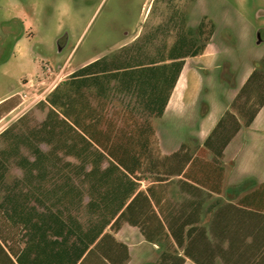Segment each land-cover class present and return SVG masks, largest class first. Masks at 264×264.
Segmentation results:
<instances>
[{"label":"trees","instance_id":"16d2710c","mask_svg":"<svg viewBox=\"0 0 264 264\" xmlns=\"http://www.w3.org/2000/svg\"><path fill=\"white\" fill-rule=\"evenodd\" d=\"M178 42L179 46L185 44L183 39ZM203 49L204 45L190 54H169L167 59L147 63L137 61L130 53L103 56L83 65L49 92L45 98L49 111L39 128L48 134L57 133L62 152L79 162L72 167L77 181L66 178L56 183L50 195L40 189L39 211L30 208L29 215L11 221L12 226H19L15 234L18 240L25 236L27 241L44 242L50 264H76L107 239L112 246L126 249L105 230L115 232L127 223L138 227L148 242L167 243L158 264H183L184 258L195 264H214L218 248L202 247L205 229L197 226L205 200L201 190L208 194L221 192L224 167L220 159L238 125L226 112L202 148L184 150L182 145L169 155L159 152L153 128V120L163 114L183 59ZM262 60V68L248 78L257 83L259 104L246 124L264 103V56ZM244 89L245 86L238 96ZM10 100L0 103V112L15 106L16 103L9 105ZM50 142L46 141L48 145ZM52 151L34 149L31 165L43 166L51 161ZM208 153L210 160L205 159ZM103 161L107 166L102 168ZM87 165L89 170L85 169ZM141 176L151 183L145 190L139 189V182L144 179ZM175 176L194 184L182 179L175 182L178 190H185L191 198L174 204L163 201L161 205L162 199L154 193L163 190V182ZM166 204L168 209L158 217L153 205L161 213ZM225 208L234 209L235 220L249 218L244 212L247 208L262 212L264 218V182L235 205L219 207L211 222L212 236L214 221L218 230V224L231 217L224 215ZM3 217L7 220L4 214ZM186 226L190 227L185 230ZM7 240L0 231V242L6 246ZM0 249L2 252L1 245ZM178 250L182 256H178ZM112 264H116L113 259Z\"/></svg>","mask_w":264,"mask_h":264},{"label":"rangeland","instance_id":"374dc122","mask_svg":"<svg viewBox=\"0 0 264 264\" xmlns=\"http://www.w3.org/2000/svg\"><path fill=\"white\" fill-rule=\"evenodd\" d=\"M143 2L0 0V98L15 94L9 105H18L0 121L3 237L18 234L19 226L11 225L13 219L20 221L29 215L30 208L39 211L40 189H46L50 195L56 183L66 178L77 181L72 167L79 162L62 152L57 133L48 134L39 125L49 111L46 96L85 62L126 53L142 63L167 59L169 54H190L202 45L205 47L214 35L217 49L223 48L226 57L237 63L236 72L228 76L232 88L238 85L237 71L249 64L255 69L262 68L264 0H158L146 21L140 13ZM150 2L146 1L145 12ZM170 16H173L172 31L164 28L159 33L152 32L158 21H166ZM180 39L185 41L183 46H179ZM34 149L42 152L53 149L51 161L32 166ZM209 158L206 155L205 159ZM105 166L103 161L101 167ZM141 178L146 187L149 179ZM161 244L165 248L167 243ZM0 264H5L1 255Z\"/></svg>","mask_w":264,"mask_h":264},{"label":"crops","instance_id":"0c3cea01","mask_svg":"<svg viewBox=\"0 0 264 264\" xmlns=\"http://www.w3.org/2000/svg\"><path fill=\"white\" fill-rule=\"evenodd\" d=\"M146 12L142 15V20ZM214 41L215 36L212 35L201 52L183 59L182 69L163 114L153 125L155 137L162 155L176 152L182 145L184 150L202 148L203 142L225 113L233 116L238 129L223 149L220 159L224 167L221 192L208 194L206 190H201L205 200L197 226L205 229L206 239L203 240L202 247L218 248V256L215 253L213 257L214 264H264L262 212L247 208L244 212H248L246 214L249 218L235 220L232 218L234 209H222L226 217L228 214H231V217L222 220V223L218 224V230L214 221L215 236L211 235V222L219 207L227 204L235 205L238 200L258 189L264 182V103L253 115L252 120L248 124L245 123L259 104V98L256 97L259 91L257 83L255 80L248 81L256 69L249 64L244 70L237 71L238 85L232 88L228 76L236 72L237 63L235 59L234 64L232 58L226 57L223 48L218 46L217 49ZM93 60L85 62L81 67ZM244 86L245 89L238 96ZM14 95L7 94L1 97L0 103L5 104ZM14 105L0 112V121L18 107L17 104ZM206 155L211 158V154ZM181 179L180 176L168 178L163 182V186L161 185L163 190L154 193L162 199L161 205L163 201L174 204L191 198L188 192L179 191L175 185V182ZM143 181L139 182L142 184L140 190H145L151 185L148 182L147 186L143 187ZM165 208L168 209V204L163 206L160 213L159 207L153 205L158 217L164 213ZM208 220H210L209 225L206 226ZM188 227L190 226H186L185 230ZM164 230L167 231L166 227ZM105 232L111 234L115 241L124 245L126 249L112 246L107 239L87 259L82 261L84 255L76 264H112V259L116 264L159 263L164 246L158 242H148L138 227L124 223L115 232L110 231L109 228ZM15 236L13 234L8 238L6 246L0 242L3 249L2 252L0 249V255L5 260V264H50L44 242L27 241L25 236L22 240H18ZM170 244L174 245L172 240ZM178 256H182L181 250H178ZM183 264L195 263L184 258Z\"/></svg>","mask_w":264,"mask_h":264},{"label":"flooded vegetation","instance_id":"af4514ba","mask_svg":"<svg viewBox=\"0 0 264 264\" xmlns=\"http://www.w3.org/2000/svg\"><path fill=\"white\" fill-rule=\"evenodd\" d=\"M146 1H148V0H144V2H143L142 5H141V8H140V13H141L142 15H143L144 12H145ZM157 1H158V0H151L150 5H149V7H148V9H147V12H146L145 18H144L145 21H146V19H147V17H148V14L150 13V11H151V9H152V7H153V4H155ZM167 4H168V3H167ZM145 21H144V22H145ZM164 28L167 30V32L172 31L171 29L173 28V16L167 17V18H166V21H161V22L158 21V23H156L154 29H152V30H153L152 32H155V33L157 32V33H159V32L162 31V29H164ZM141 29H142V27L140 26V27H139V31H138V33H137V37L139 36V33L141 32Z\"/></svg>","mask_w":264,"mask_h":264},{"label":"water","instance_id":"95a60500","mask_svg":"<svg viewBox=\"0 0 264 264\" xmlns=\"http://www.w3.org/2000/svg\"><path fill=\"white\" fill-rule=\"evenodd\" d=\"M258 42H259V41H258ZM57 46H58V51H60V50H61V46H59L58 43H57Z\"/></svg>","mask_w":264,"mask_h":264}]
</instances>
